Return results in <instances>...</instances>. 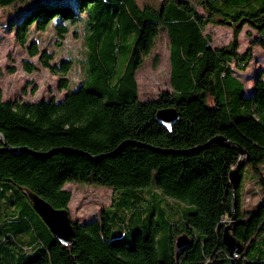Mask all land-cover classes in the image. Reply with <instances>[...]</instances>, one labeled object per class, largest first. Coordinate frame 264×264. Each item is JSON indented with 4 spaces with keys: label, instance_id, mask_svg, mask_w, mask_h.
Masks as SVG:
<instances>
[{
    "label": "trees",
    "instance_id": "obj_1",
    "mask_svg": "<svg viewBox=\"0 0 264 264\" xmlns=\"http://www.w3.org/2000/svg\"><path fill=\"white\" fill-rule=\"evenodd\" d=\"M10 25L53 72L66 75L75 60L51 63L28 41L31 27L51 26L60 40L80 27L86 51L83 78L73 88L65 78L60 100L0 98V264H264V70L247 91L239 76L253 47L264 50V0H33ZM208 25L231 28V41L212 46ZM245 26L256 35L248 31L239 52ZM162 30L171 89L141 101L135 74ZM167 109L176 113L170 128L156 119ZM235 146L247 161L233 190ZM246 168L262 191L251 209L239 197ZM69 182L111 188L116 199L98 218L75 221L64 245L24 189L62 209ZM232 214L242 250L230 255L222 233ZM181 235L189 242L177 253Z\"/></svg>",
    "mask_w": 264,
    "mask_h": 264
},
{
    "label": "rangeland",
    "instance_id": "obj_2",
    "mask_svg": "<svg viewBox=\"0 0 264 264\" xmlns=\"http://www.w3.org/2000/svg\"><path fill=\"white\" fill-rule=\"evenodd\" d=\"M31 1L33 0H24L11 6L0 7V98L3 101H37L51 98L60 100L66 92V88L61 89L60 83L67 78V88H73L84 76L86 48L80 27L71 26L70 31L61 40L51 26L45 31H37L35 27H31L28 41L35 42L40 52L44 50L50 53L53 56L51 63L65 59L75 60L66 75L43 67L38 60L39 55H29V43L21 45L17 41L15 28L12 29L10 22L12 19L16 20L29 7ZM160 1L138 0L142 6L157 5ZM248 31L252 32V36L256 35L245 26L238 36L239 52H244L249 46L250 39L246 35ZM204 32L211 35V44L215 47L226 45L233 35L231 28L227 26L208 25ZM253 54L254 58L246 71L239 73L246 91L253 86L258 70H264V50L254 46ZM24 61L32 63L36 69L27 72L23 67ZM135 78L141 101L153 100L159 92L171 89L169 41L165 31L159 32L150 53L144 57L142 66L136 71ZM262 78L264 80V75ZM260 166L261 175L264 176V163ZM241 180V206L251 209L261 198V187L252 169L246 168ZM63 188L71 192L68 210L72 221L83 222L98 218L101 210L109 208L116 199V194L111 188L95 184L69 182Z\"/></svg>",
    "mask_w": 264,
    "mask_h": 264
},
{
    "label": "water",
    "instance_id": "obj_3",
    "mask_svg": "<svg viewBox=\"0 0 264 264\" xmlns=\"http://www.w3.org/2000/svg\"><path fill=\"white\" fill-rule=\"evenodd\" d=\"M156 119L166 128H170L176 119V113L170 109L159 110L156 114ZM214 140L223 141L224 138L216 137ZM235 148L238 149L240 156L237 164L229 171V180L233 190L236 189L240 180V168L247 161L246 158L242 159V156L246 154L245 150L239 146H235ZM24 191L33 208L42 218L56 240L64 245L71 244L74 236L73 223L75 221L71 220L68 208H54L49 202L31 190L25 188ZM234 209L235 208H233V210ZM235 218L236 216L232 214L230 222L224 226L222 233V242L230 255H232L234 252L238 253L242 250V244L234 235V226L236 224ZM188 240L189 239L186 235H181L176 239L177 253L181 252V250L188 244ZM230 264H234V262L231 261Z\"/></svg>",
    "mask_w": 264,
    "mask_h": 264
}]
</instances>
